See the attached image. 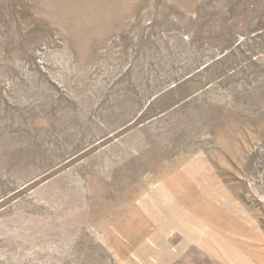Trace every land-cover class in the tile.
Returning a JSON list of instances; mask_svg holds the SVG:
<instances>
[{
  "label": "rangeland",
  "instance_id": "374dc122",
  "mask_svg": "<svg viewBox=\"0 0 264 264\" xmlns=\"http://www.w3.org/2000/svg\"><path fill=\"white\" fill-rule=\"evenodd\" d=\"M0 264H264V0H0Z\"/></svg>",
  "mask_w": 264,
  "mask_h": 264
}]
</instances>
